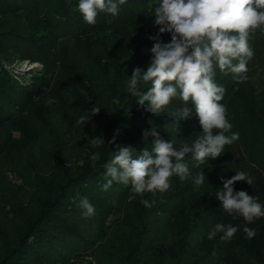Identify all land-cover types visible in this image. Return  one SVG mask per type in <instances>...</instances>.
I'll list each match as a JSON object with an SVG mask.
<instances>
[{"label": "rangeland", "instance_id": "1", "mask_svg": "<svg viewBox=\"0 0 264 264\" xmlns=\"http://www.w3.org/2000/svg\"><path fill=\"white\" fill-rule=\"evenodd\" d=\"M152 15L88 31L67 43L55 41L56 35L39 26L36 34L41 35L50 56L46 68L38 60L19 57L9 44L0 42V62L12 77L25 83L34 72L43 80L41 95L29 97L0 85L10 96V100L0 97V106L13 115L10 140L0 153V259L38 211L68 194L71 179L84 164L106 151L113 131L132 124L127 116L132 110L126 104L127 82L134 68L145 69L152 58L149 50L154 41L149 37L159 27ZM0 30L31 32L22 19L8 13H0ZM160 38L170 42L171 34ZM249 43L255 54L248 71L240 74L247 79L240 80L233 73L237 84L226 106L231 132H238L239 139L226 145L221 156L205 158L204 163L195 161L193 153L186 154L189 177L181 181L173 174L165 192L140 195L131 186L112 205L87 197L95 208V214L87 217L80 207L84 197L69 198L75 206L66 203L58 213L75 228L70 238L78 243L57 248L59 255L51 252L28 259L29 264H264V217L247 223L240 215L224 211L216 198L223 189L221 178L240 172L233 165L244 167L264 158V31L257 29ZM77 70L88 90L75 86ZM144 83L149 82H140L138 88ZM96 108L100 111L92 114ZM180 108L173 98L161 112L148 111L163 120L149 124L148 131L155 129L160 137H172L168 141L176 150L183 144L191 147L203 134L192 115L177 123L174 113ZM81 116H89L88 121L81 123ZM92 137H103L105 145L93 146ZM251 165L262 169L258 162ZM201 172L205 183L195 191L194 177ZM248 177L254 180L253 174ZM233 187L258 198L264 207V196L247 182L237 181ZM142 199L151 206L145 207ZM217 223L230 224L238 231L231 239L221 240L223 233H218L209 240L208 233ZM245 226L256 230L253 238L246 237Z\"/></svg>", "mask_w": 264, "mask_h": 264}, {"label": "clouds", "instance_id": "2", "mask_svg": "<svg viewBox=\"0 0 264 264\" xmlns=\"http://www.w3.org/2000/svg\"><path fill=\"white\" fill-rule=\"evenodd\" d=\"M126 0H79L78 11L84 21L95 24L98 11L112 15L118 14L119 6ZM154 25L158 32L149 37L154 43L150 48L151 60L145 69L136 67L127 82V92L138 97V103L154 114L161 112L178 95L184 106L174 115L177 119L190 117L194 105L195 113L202 127L199 136L190 147L183 144L176 150L172 142L163 140L158 131L150 129L144 135L153 137L152 149L135 151L131 146H116L112 158L105 162L107 182L102 185L108 191L113 182L125 185L131 182L132 190L140 195L145 192H165L170 187L169 179L175 174L181 181L189 175V167L184 162L186 154L193 153V159L204 163L205 158H216L226 145L239 139L238 132H231L232 125L227 119L223 99L225 89L214 80V66L225 74H237L240 80H246L247 65L254 56V49L249 43L250 35L257 29L264 31V0H160L154 8ZM171 34L170 42L165 43L160 37ZM233 61H237L235 64ZM140 82H151L146 92L138 88ZM100 108L92 110L96 114ZM89 116H81V123H86ZM216 129V133L213 130ZM93 146L105 145L103 137H92ZM109 143L115 144V138ZM95 158L93 159V165ZM223 189L216 198L222 202V208L230 215L236 213L247 223L264 217V207L258 198L247 191L234 190L237 181L252 184L251 178L244 172H237L230 179L221 178ZM205 174L194 177V183L203 184ZM145 207H150L148 200L142 199ZM154 203V201H153ZM83 214H95L94 206L87 197L80 201ZM237 227L217 223L209 231L207 238L212 240L218 233L221 240L231 239ZM247 238L256 235V230L245 226Z\"/></svg>", "mask_w": 264, "mask_h": 264}, {"label": "trees", "instance_id": "3", "mask_svg": "<svg viewBox=\"0 0 264 264\" xmlns=\"http://www.w3.org/2000/svg\"><path fill=\"white\" fill-rule=\"evenodd\" d=\"M159 0H126V3L119 6L118 14L112 15L107 12L98 11L95 24H88L84 21L81 13L78 11L79 0H0V13H8L11 16H17L23 20L27 27H30V33H19L14 30H0V42L2 44H9L8 47L18 54L21 58H27L31 61L38 60L46 68L50 62L47 50L41 41V35H37L39 26H41L47 33L58 37L57 42H68L79 35L88 31L110 27L119 23H128L131 19L144 20L146 16L154 12L155 6L158 5ZM38 27V28H37ZM53 40V39H52ZM0 50H2L0 44ZM42 67V68H43ZM44 72V69H42ZM214 80L218 86L225 89L223 99L219 102L225 108L231 103V97L234 86L237 84L234 80L233 73L225 74L221 72L218 67L214 66ZM74 84L82 90H88L80 71H75ZM0 85L4 88H13L15 91L29 97L31 95H41L43 92L42 75L31 72L27 82H18L15 77L8 73L5 67L0 62ZM151 87V82L144 83L139 87L141 92H146ZM0 86V97L9 99L8 93ZM179 102L180 107L184 106V102L178 95L174 97ZM10 100V99H9ZM127 105H131L130 113L127 116L130 118L131 125L116 128L111 134L110 140L115 138V144H108L106 151L91 162H86L84 167L76 173L67 189L68 194L57 197L54 202H50L45 209L38 211L34 221L25 227L21 233L18 242L8 249L5 256L0 259V264H29L28 259L45 256L46 254L58 253L57 248L60 249L64 245H74L77 239L70 237L74 235L75 228L70 225L64 218H62L58 211L63 206L67 205L74 207L69 198L74 196L78 198L89 197L91 200L98 201L102 204H114L120 201L131 187V182L125 185L123 183L114 181L108 191L102 189V185L107 182L106 169L103 167L106 161L112 158L114 151H117L116 146H131L135 151L133 157L140 155L142 150L148 149L151 151L153 145V137L144 135L148 131V125L153 122H163L162 119L153 117L145 106L138 103V97L127 94ZM125 101V102H126ZM189 107L192 108L191 115L198 119L194 105L189 101ZM12 114L3 110L0 106V153L6 148L11 133L10 121ZM171 123L172 121L164 120ZM175 122V121H174ZM173 123V122H172ZM177 126V125H176ZM169 142L170 137L163 138ZM173 141V139H171ZM263 149V148H262ZM262 149H259L262 151ZM264 158L257 159L262 166L259 168L248 164L244 167H236L233 165L232 169H239L240 172H248L249 175H254L252 184L248 186L260 192L264 196V166L261 162ZM257 164V163H256ZM228 179L230 175H226ZM241 185H245L246 181H238ZM205 183V182H204ZM203 183V184H204ZM202 185V184H201ZM201 185H193V189L197 191ZM80 193V195H79ZM75 194V195H74ZM68 207V208H70ZM58 230V231H57ZM68 243V244H66ZM78 243V242H77ZM74 247V246H72ZM71 248V247H70ZM68 248V249H70ZM46 251H49L48 253ZM59 255V253H58Z\"/></svg>", "mask_w": 264, "mask_h": 264}]
</instances>
